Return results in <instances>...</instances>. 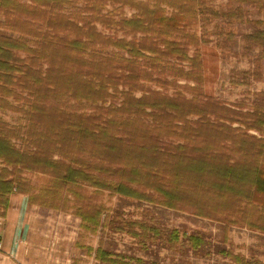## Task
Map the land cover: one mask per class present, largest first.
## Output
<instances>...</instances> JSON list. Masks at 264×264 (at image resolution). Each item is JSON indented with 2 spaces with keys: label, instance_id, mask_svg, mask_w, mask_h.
I'll use <instances>...</instances> for the list:
<instances>
[{
  "label": "trees",
  "instance_id": "1",
  "mask_svg": "<svg viewBox=\"0 0 264 264\" xmlns=\"http://www.w3.org/2000/svg\"><path fill=\"white\" fill-rule=\"evenodd\" d=\"M30 1L0 0L5 18L0 22V109L27 116L25 137L21 128L0 120V159L9 167L0 169V217L6 216L14 193L26 195L29 203L59 208L61 189L73 187L77 197L74 187L86 183L98 192L191 210L264 233V98L253 111L243 112L205 95L200 39L184 31L203 14L200 2L111 0L113 9L104 14L106 0H87L91 15L84 17L62 12L69 0ZM125 7L134 12L126 16ZM114 10L122 16L116 18ZM97 24L115 26L131 37L105 34ZM249 39L262 46L264 58V30ZM110 47L116 53L105 54ZM189 47L195 49L192 55ZM170 59L188 61L191 70L185 72ZM174 76L196 86L182 87ZM147 81L187 88L194 95L160 92L146 87ZM120 84L127 86L120 106L102 105L87 114L67 112L60 104L68 95L105 104L109 87L118 91ZM137 91L142 94L136 96ZM148 116L151 124L145 122ZM235 122L244 130L231 126ZM14 138L25 141L27 148H18ZM28 173L48 176L52 186L35 193ZM87 206L89 211L79 208L78 213L97 225L101 206ZM134 225L128 232L138 237L154 231L141 225L142 231L136 232ZM178 236L172 231V245ZM184 236L193 248L205 243L200 235ZM87 250L105 263H141L102 248Z\"/></svg>",
  "mask_w": 264,
  "mask_h": 264
},
{
  "label": "rangeland",
  "instance_id": "2",
  "mask_svg": "<svg viewBox=\"0 0 264 264\" xmlns=\"http://www.w3.org/2000/svg\"><path fill=\"white\" fill-rule=\"evenodd\" d=\"M21 1L31 4L30 0ZM197 1L203 6L204 12L199 14L197 24L183 29L185 33L195 32L200 39L199 51L205 77L204 93L223 102L231 109L251 112L261 98H264L261 96L264 94V58L260 59L263 48L249 39L250 35L258 30H264V0ZM87 2V0H69L62 4V12L69 16L78 13L84 17L90 16L91 12L86 9ZM111 4V0H106L102 5L104 14L112 11ZM238 7L241 8L240 11ZM166 9L168 12L172 10L170 7ZM233 10L237 13L235 17L222 15ZM123 12L126 16H130L134 10L125 7ZM214 12L219 13L220 16H215ZM114 13L116 18L122 16L119 10H114ZM4 20V15L0 11V22ZM97 26L105 34H117L120 38L131 37L115 26L111 29L100 24ZM8 34L13 33L8 32ZM189 48V54L192 55L195 49ZM113 50L116 49L110 47L104 53L113 55L116 53H113ZM122 53L127 56V53ZM170 61L185 72L191 70L188 61L177 59ZM153 77H157V74ZM168 79L172 80L173 76L169 74ZM176 79L182 87L196 86L191 80L179 77ZM144 84L146 87L171 95L179 91L188 98L194 95L191 90L180 86L165 87L155 81H147ZM109 85L107 83V86ZM123 90H127V86L122 84L118 85V91L109 87L110 97L105 104L101 102L94 104L85 99L76 100L72 95L64 97L60 104L68 110L67 112L89 114L102 105L120 106ZM141 94V91L135 92L136 96ZM23 108L26 109L25 105ZM144 119L146 123H152L149 116ZM197 119L198 117H190V120ZM210 119L214 118L210 117ZM0 120L21 128V135L25 137L27 127L25 113L0 109ZM231 126L243 130L245 128L238 122L232 123ZM248 133L261 136L255 130H248ZM12 140L18 148L23 150L27 148V143L22 139ZM168 141L182 143V140L175 138ZM33 148L30 146V149ZM2 168L9 167L0 159V169ZM26 177L30 179L35 193L52 186L48 176L28 173ZM72 188L65 186L61 189L59 208L28 202L25 224L27 227H23L25 236L22 238L19 251L12 258L0 252V264H110L97 260L94 251L89 254L87 248L93 250L102 248L114 254L138 258L141 260L139 264H242L231 257V254L245 263L264 264V233L259 231L196 216L191 210H177L158 202L133 199L108 190L98 192L86 183L74 187L80 194L75 197L71 193ZM150 192L159 198L158 194ZM90 204H98L102 208L97 225L91 224L77 211L79 208L89 211L90 206L87 205ZM132 223L135 224L133 229L136 232L142 231L141 225H146L154 231L146 230L145 238L135 236L128 232ZM172 231H178L179 234L178 240L173 245L170 240ZM184 235H200L205 243L193 248ZM1 236L5 241L8 239L3 233Z\"/></svg>",
  "mask_w": 264,
  "mask_h": 264
},
{
  "label": "crops",
  "instance_id": "3",
  "mask_svg": "<svg viewBox=\"0 0 264 264\" xmlns=\"http://www.w3.org/2000/svg\"><path fill=\"white\" fill-rule=\"evenodd\" d=\"M27 207V196L14 193L10 196V205L6 216L0 217V252H4L6 257H15L19 251L20 243L25 236L23 227L27 223ZM2 233L7 235L6 241L1 236Z\"/></svg>",
  "mask_w": 264,
  "mask_h": 264
},
{
  "label": "built area",
  "instance_id": "4",
  "mask_svg": "<svg viewBox=\"0 0 264 264\" xmlns=\"http://www.w3.org/2000/svg\"><path fill=\"white\" fill-rule=\"evenodd\" d=\"M0 249H1V242H0Z\"/></svg>",
  "mask_w": 264,
  "mask_h": 264
}]
</instances>
